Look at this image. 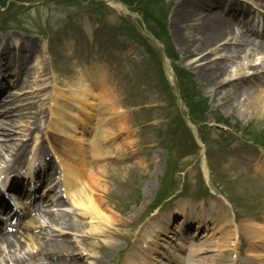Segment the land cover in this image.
I'll list each match as a JSON object with an SVG mask.
<instances>
[{
  "label": "rangeland",
  "instance_id": "374dc122",
  "mask_svg": "<svg viewBox=\"0 0 264 264\" xmlns=\"http://www.w3.org/2000/svg\"><path fill=\"white\" fill-rule=\"evenodd\" d=\"M71 1L45 0L39 3L27 4L29 6L23 9L17 8L15 2L10 3V7L15 6L16 9L14 10H21L22 12L13 14L14 21L6 22V24L16 25L21 23L30 32L36 33V35L32 33L28 35L30 37L23 35L26 38L25 47L33 48L36 55L30 65L33 57L31 58L28 55L16 56L11 51L8 53L9 48L12 47L10 41L3 45L5 47L4 53L7 54V59L14 66V69L4 70L6 80L0 85L6 86L7 82L14 85L19 80H17L19 65L22 72L25 70L29 74L24 79H20L19 84L12 88L8 94V96L11 94L19 95L22 99L15 100L14 103L0 108L1 114L7 110H13L15 113L12 117L15 120V126L11 128L9 124H3L1 127V132H10L13 139L6 142L7 136L0 135V145L30 140L28 155H31V151H33V155L40 154L44 157L41 153V143L44 141L42 135L45 132L46 117L41 115L39 118L41 120L39 121L41 130L34 135L31 134V130L35 128L32 117L36 113L49 111L51 98L53 97L52 88L57 79L62 82V85L58 88L63 90L75 89L77 88L75 83L79 82L78 77L84 75L87 69L97 65L102 77L96 80L99 86L96 87L98 95L94 96V98L96 97L95 104L98 105L102 101L104 107V101L110 99L114 104V110L109 116L105 114L104 108L96 111L97 106H95L90 113L94 114L92 117L93 122L97 126L99 124V127L88 133L86 138L91 140L97 136V138L111 142V148H114L107 155L108 160L101 161L102 166L100 168L108 167L111 173L110 178L107 177L106 171L102 172V176H99L100 179L102 178L101 188L103 187L101 196H105L101 210L105 214L106 220L113 226L111 231L113 233L110 235L94 234L88 241V250L84 248L82 238L87 236L88 233L86 232L91 230V225L85 224L90 220L82 222V233L78 234L61 228L59 224L48 227L43 219L41 221L36 220L33 222L34 227L37 228L29 232L24 231L22 234L21 251L7 253L8 255L0 251V264H14L15 260L28 262L26 260L30 259L32 253L36 251L35 242H52L51 238H57L60 235L62 236L59 237L60 240L76 242L81 247L78 252L74 253V257L71 256L72 254L63 257L69 262L68 264H74V259L80 257L79 253L85 262H79L78 264H94L96 259L102 257L106 258L104 264H123L125 252L135 245L139 231L155 229L156 222L165 223L177 207L176 203H167L163 206V210L159 211L160 214L156 216V219L146 217L150 210V204L154 201L166 174L169 156L168 147L170 145H174V161H177L178 170L182 171L178 174L181 185L184 183L186 187H190L192 196H195L192 201L196 204L200 201L198 196L205 191L207 185L210 190L212 189L218 194H224V198L232 197V195L240 197L238 202L231 207L225 203L222 197H215L210 194L205 200L206 210L214 217L227 215L230 216V219L237 212L252 211L253 216L251 218L249 216L242 217L246 218L247 222L242 221L241 225L248 230L252 228L254 230L260 229L263 238L258 240V244L264 245V182L256 176L254 170L264 168V152L251 145L244 144L236 136V138L231 139L230 147L229 143L227 148L220 146L217 128L212 127L210 134L207 135L210 144L209 146L205 145L206 150L210 151V155L205 159L209 164L210 179L205 180L202 171L204 158L201 155V150L198 149V152H195L191 148V137L185 128L175 132L178 124L175 118L179 110L188 121L187 109L180 100H177L176 106L174 102H171V96L167 92L154 88V74L157 73L159 68L152 61H149L143 44L116 31L118 26L124 24L123 18L130 17L137 29L145 35L146 29L142 26V17L127 9L132 12L129 14L116 0H113L111 4L109 3L111 6L109 9L87 13L88 15H85L86 11L80 10L79 4L71 3ZM225 1L227 2V0ZM91 2L92 0H87L84 6H89ZM180 2L181 0H166V4L169 6L167 28L179 56L178 65L194 75L200 90L204 95L209 96L215 108L229 118L233 127L239 124L241 131L249 126L264 128V99L261 102L258 98L259 94L263 93L255 91L242 102L239 97H232L236 91L235 89L241 87V85L257 86L261 83V86L263 85L262 90H264V68L257 71V69L250 66L253 61L245 57L222 59V56L218 55L217 49L223 48V45L230 38L220 42L216 48L211 50L208 60L196 62L201 57H185L184 50L180 45L184 38L183 32L178 30L175 33L173 20L175 10ZM237 4L249 7L256 21L263 19L264 9H258L256 6L247 4L245 0H238ZM14 10L12 11L14 12ZM10 14H4V17H0H10ZM0 15L2 14L0 13ZM15 16L18 17L15 18ZM98 21L103 23L97 25L100 24ZM0 26H2L1 21ZM61 26H65L63 30L67 29L63 32V36H66L63 38L62 44L57 45L55 43L52 46L53 44H50L47 39L38 35L42 32L40 30L44 28L47 32L51 31L50 27L55 28L53 32L55 33ZM10 33L12 32L4 33L2 35L3 40H6ZM153 44L158 48L161 47L155 41H153ZM260 58L257 56L254 63H259L257 59ZM217 61L228 62V72L221 79L222 85L219 87L221 92L218 96L210 94L206 89L207 84L202 81L200 76V72L203 71L204 67H208L211 63L214 64ZM171 67V60L164 59L163 69L168 75L170 83L169 70ZM105 77L109 80L108 84L111 91L109 98L101 90V84L105 82L101 79H105ZM30 81L33 85L27 86ZM46 88V93L41 92ZM228 91L231 96L226 94ZM36 92H39V98L35 99L33 93ZM172 93L179 98V94L174 87ZM27 98L29 101H25ZM22 100L24 101L22 102ZM88 101H90V98ZM27 104H33L34 106L30 111H23ZM104 118L110 121L111 124L108 125L112 128L111 133H114L108 137H105L102 132L107 127L105 124L101 125V119ZM116 120L124 121L116 123ZM211 123H213L212 119H210L209 125ZM80 136L78 135V137ZM36 138L38 139L36 140ZM124 138L126 139L125 144L121 143ZM45 146L51 149L48 143ZM13 149H16V147L13 146ZM5 151L0 154V175L4 176L7 174V168L11 160L10 152ZM122 160L124 162H121ZM184 194L186 193L184 192ZM16 201L21 207L25 206L23 199L17 198ZM66 211L72 212L73 208L68 207ZM197 211L202 212V209L199 207ZM178 220L177 218L171 224L172 230L177 228ZM229 224V222H222L217 225L211 222L206 229V233L203 232L202 235L212 236L210 238L213 239L215 246H213L210 253L201 255L202 264H230L234 253L227 249L226 243L233 234L234 228L232 227L234 226L231 227ZM195 227L198 229L196 223ZM219 229L230 233L222 235ZM28 234L33 236L34 242L28 240ZM246 238L249 243L255 242L248 234ZM54 242H56V252L65 253L63 252V244L57 240ZM246 250H248L246 246H243V250L241 249V257L244 259L247 258ZM122 252H124L123 258L121 256ZM258 254L260 253H255V255ZM36 256L40 255L37 253ZM256 259L260 261L259 264H264V259L257 257ZM41 264H45V261H41Z\"/></svg>",
  "mask_w": 264,
  "mask_h": 264
},
{
  "label": "bare ground",
  "instance_id": "6f19581e",
  "mask_svg": "<svg viewBox=\"0 0 264 264\" xmlns=\"http://www.w3.org/2000/svg\"><path fill=\"white\" fill-rule=\"evenodd\" d=\"M247 1H250L251 3L260 7H264V0ZM233 6L234 4H230L229 2H225L224 0H181L175 10L173 20L175 24V33L178 30L183 32L184 38L183 42H181L180 45L184 50L185 57L193 58L202 56L201 61L209 59L210 53L212 52L211 50L216 48L217 45L221 41H223L226 36L232 35L233 41H235V43L231 46L224 45V48L221 49L218 48V54L222 55L224 53L223 59L233 58L240 54L243 49H247L251 53V58L255 56L261 57L259 59V63L255 64V67H264V37L261 36H264V28H261L260 36H258L257 38L254 37L255 33L257 32V28L260 27L263 23L260 22L261 20H255L257 26H255V28H252L251 30L247 29L246 26H242V22H239L238 18L235 15H232V13H234V10H232ZM225 7L230 8L228 12L224 11ZM246 13L247 12L244 10H242L241 12L242 15ZM248 13H250L249 9ZM235 26H238L239 28L235 29ZM20 40L26 42V40L21 37H16V39H14L13 41L17 44L16 47H19V52L21 54L29 55V57L31 58L33 57L30 62L31 65L36 55V51L34 49L29 50L25 48L24 45L21 46ZM227 66L228 62H216L213 65H210V68L207 70V72H204L205 68L202 69V75L205 77L209 84L218 85L220 78L227 73ZM28 74V72L23 71V73H21V77L27 76ZM99 77H102V75L98 71V67L96 65L90 71H85L84 75L78 77L79 82L75 83V86L77 87L75 89L63 90L58 88V86L62 85V82L57 79L53 87L55 94L52 100L54 104L50 109V112L47 113V119L49 123V127L47 129L48 140H57V136H60L63 139L61 140V142H56L59 149L57 151V155L54 154V157L56 159V162L60 164L61 170L63 171V180L64 184L66 185L67 191L65 193L66 196L64 197L65 201L58 199L56 201V204L62 207H65L69 204L74 208V211L66 212L61 210L59 214H55L48 206H41L39 208H36L34 206L32 207L33 210L30 213L37 212V214L36 216L31 217L30 222L25 224L26 227L30 228L31 222L40 218L43 219L46 224H49V227H52L53 224H59L61 228L78 234L82 232V222L89 219L90 222H87L85 224L91 225V230L89 232H86L88 233L87 236H83L82 238L84 240L83 246L88 250V241L94 236V234L110 235L111 233H113L111 232L113 230V226H111L110 223L106 220V216L101 210L104 205L105 196H101L103 187L101 188L102 178L100 179L99 177L100 175L102 176V172L105 171L107 177L110 178L111 176L110 169L108 167L104 166L103 169H100V163L102 160H107V155L112 150V143L101 138H97V136L93 137V139L91 140H88V138H86V135L88 133L93 132L99 127V124L97 126L93 122L92 117L94 116V114L90 113L94 110V107L97 106L96 111L104 108L105 114L109 116L114 110V104L110 99L104 101V107L102 106V101L98 105L95 104L96 97L94 98V96L98 95L96 87L99 86L98 83H96V80ZM101 80L105 81L103 84H101L102 93H105L109 98V95L111 93L108 84L109 80L106 77L105 79ZM18 84L19 82L15 83V85ZM31 85H33V83L30 81L27 86ZM248 91H246L245 95L253 94L252 90L248 89ZM6 92H8L7 88H5L4 90H0V108H4L10 103H14L15 100L19 101V99L21 98V96L19 95L7 96L8 93L6 94ZM41 92L46 93L47 88L42 90ZM33 95H35V99L39 98V92L33 93ZM89 98L90 101H88ZM26 100L29 101L28 98L25 99V101ZM23 101L24 100H22V102ZM33 106V104H27V107H24L25 110L23 111H30ZM88 108L90 109L88 110ZM14 115L15 113L13 110H7L3 114L0 113V135L7 136L5 139L6 142L11 141L13 137L11 136L10 132H1V127L3 126V124H9L11 128H13L15 126V120L12 119ZM41 115H45V112L42 111L39 114L36 113L32 117L34 119V131H40L39 121L41 120H39V118L41 117ZM118 121L124 120H116V123ZM102 124H105L107 126L104 130H102V132L105 134V137H108L110 134H114L111 133L112 128L108 125L111 123L108 119H101V125ZM78 135L81 136L78 137ZM122 142L123 144H125L126 139L124 138L121 143ZM13 146L16 147V150L13 149ZM42 149H44L43 143ZM5 150L13 153V161L11 166H9L10 171L12 170L17 172L22 167L24 168L26 163H29V161H27L24 157L28 153L27 142H11L10 144L5 143L0 145V154L4 153ZM31 162L33 165L34 161ZM48 166L46 169L49 168L51 171L54 170L52 166ZM45 171L41 176L37 175V178H39V180L46 181V177L44 176ZM260 174L264 175V172L262 173V171H260ZM14 188L16 192H19V190L24 187L22 186L21 188V185L19 183H13L11 184V187H9V189ZM31 191L32 193L37 192L32 187ZM2 192H4L3 189L1 190V193ZM1 198L2 196L0 195V201H3ZM28 199L31 200V202L32 200L35 201L34 196L31 197V193ZM46 202L52 201L47 199ZM52 204L54 203L52 202ZM4 209H8V205H5ZM30 213L27 217H24V219H18L20 221H24L28 217H30ZM177 215L182 216V225L180 226V228H177V233L173 232V234H171L172 231L168 230V225L169 223H171L170 217L168 218L167 225L158 228L160 230H158V233L162 236L167 235L170 242H174V239H176V242H178L179 244L169 245L170 242L166 243V241H164L161 236H158V233L157 236H153L152 234L150 235V233H147L141 237L144 245L139 248V252H135V257L126 260L123 264H155L154 262H151L150 259L157 260L158 264H202L201 255L209 252L213 247L214 242H212L211 238H209L208 236H204L203 238H201L200 236L197 238H192L185 232L186 227L193 225L194 222L197 224L198 229L201 228V233L206 231L204 230V227L208 226V224L210 223V215L206 213L202 214V212H200L199 214L198 212H196L194 205L188 202H186L181 206V208H179V212L177 213ZM74 217H77V219L73 220ZM215 222H217V224L219 222L228 223L227 221H223L222 218H220V220L216 219ZM240 230L242 232H240L236 228L234 229V234L232 235L233 241L228 242V245L230 242H233V244L231 243L228 249L231 248L233 250V248L236 249V246H238L239 248V246L241 245L240 237L238 242L236 241V236L244 235L245 237H247V234L245 232L248 229L242 228ZM0 231V250L2 248H6L9 250H17L21 248V239L18 238L21 236H19L16 232L11 233L4 230ZM220 232L223 234L230 233L223 231L222 229H220ZM249 233L253 235V240L258 241L261 239L260 232L254 229H250ZM58 237H61V235ZM27 238L32 239V241L34 239L31 235H28ZM194 239L196 241L198 240V242L195 243L194 246L186 248L185 251V243ZM54 240L56 239L54 238ZM58 241L63 244L64 252L66 253L73 254L77 250L81 249L79 244L74 242L70 243L69 240ZM159 244L165 245V248L160 249ZM40 246L41 247H36L44 255H47V257H49V260L52 261V263L49 264L69 263H67L65 260H62V258L59 256V253L57 252L54 255L56 256V260L54 261V256H52L50 252L52 250L55 251L56 242L51 243L48 241L46 244L42 242L40 243ZM251 249L252 251L249 250L250 255H248L247 259L239 257L238 261L236 262L237 259H235V261H232V264H259L256 257L259 259L264 258V245H259L258 242H255L254 244H252ZM146 251H148L149 254ZM180 252H183L185 254L187 252L185 257L183 255L184 260ZM255 253L260 254L255 255ZM148 256H150V258H148ZM105 260V257L96 259L94 264H104ZM16 262L17 264H19L20 260H17ZM79 262L81 261L79 260ZM83 262H85V260ZM73 263L77 264V260L74 259Z\"/></svg>",
  "mask_w": 264,
  "mask_h": 264
},
{
  "label": "trees",
  "instance_id": "16d2710c",
  "mask_svg": "<svg viewBox=\"0 0 264 264\" xmlns=\"http://www.w3.org/2000/svg\"><path fill=\"white\" fill-rule=\"evenodd\" d=\"M163 28V27H162ZM163 31L165 32L164 28H163Z\"/></svg>",
  "mask_w": 264,
  "mask_h": 264
}]
</instances>
